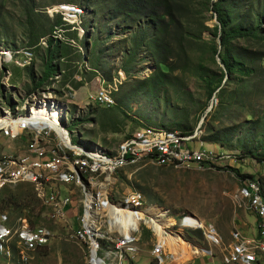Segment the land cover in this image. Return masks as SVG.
Wrapping results in <instances>:
<instances>
[{
	"label": "rangeland",
	"instance_id": "rangeland-1",
	"mask_svg": "<svg viewBox=\"0 0 264 264\" xmlns=\"http://www.w3.org/2000/svg\"><path fill=\"white\" fill-rule=\"evenodd\" d=\"M86 1L88 10L78 0L0 1V121L9 113L16 118L30 114L32 107L58 108L63 116L61 127L74 146L69 148L75 149L71 158L56 148L27 147L25 141L7 143V138L0 137V171H11L14 160L24 153L32 160L41 156L43 161L56 164L53 167L43 162L42 172L51 192L40 195L33 185L15 180L0 186V203L11 197V202L17 204L0 213V220L13 229L7 249L0 251V264H86L87 249L76 237L85 188L74 172L88 178V189L95 194L105 193L110 202L124 208L136 206L140 219H148L146 215L152 214L153 207L165 212L167 228L178 246L169 247L167 242L175 243L173 238L165 244L150 225L141 223L137 228L143 227L139 242L120 250L118 261L127 258L125 264H264V230L260 233V223L264 229V160L245 156L248 152L264 155V124L258 123L264 118V93L258 96V92H249L256 81L259 91H264V74L243 78L247 81L242 107L241 86L235 78L226 82L225 75L216 91L222 88L229 102L217 109L215 93L208 100L209 88L201 75L206 72L218 76L222 65L207 46L196 45L187 63L178 64V70L163 76L165 83L155 81L150 90L142 79L160 75L154 71L150 55L140 51L127 62L134 26L122 33V16L111 14L109 3ZM29 6L35 13L31 21L38 26H47L58 15L67 18V24L58 25L30 45L32 29L25 12ZM206 16L205 24L212 29L217 24L215 16L211 11ZM72 24L82 30L81 36ZM58 29L68 33L61 35V44L70 41L72 45H67L68 55L55 58L56 72H71L73 79L77 76L82 84L78 89L72 87L74 91L61 89L59 81L63 76H56L54 82L45 77L56 74L55 69L45 70V63L46 43ZM203 39L218 44L220 52L218 37L211 30L203 32ZM239 44L255 47L251 41L239 40ZM127 66L129 71L125 70ZM95 89L101 99L112 103L109 108L87 99ZM31 91L35 92L30 94ZM135 129L155 136H188L196 132V143L212 150L216 157L203 163L162 160L150 154L122 159L123 148L117 145ZM34 150H38L37 154H33ZM90 151H102L116 163L95 172L96 164L87 154ZM236 170L252 175V193L244 181L241 183ZM66 192L76 201L74 213L61 202V194ZM133 198H139L140 205ZM260 206L263 211H258ZM102 211L107 215L104 206ZM28 213H38L35 224L26 217ZM20 218H27L35 229L54 232L55 236L35 250L20 246L14 234ZM106 221L104 217L103 228ZM137 229L131 230L129 238L138 234ZM193 230H201L202 238L192 234L190 243L184 234ZM128 256L135 260L130 261Z\"/></svg>",
	"mask_w": 264,
	"mask_h": 264
},
{
	"label": "trees",
	"instance_id": "trees-1",
	"mask_svg": "<svg viewBox=\"0 0 264 264\" xmlns=\"http://www.w3.org/2000/svg\"><path fill=\"white\" fill-rule=\"evenodd\" d=\"M105 1L110 4L109 12L111 14L122 16V22L120 23V25L123 26L121 28L122 33L130 31L132 26L136 29L135 31H130V50L127 52V62L133 61L135 54L140 51L147 52L152 58L154 62V71L159 72L160 75L156 77L148 75L142 79V83L150 90L154 88L157 82L165 83L166 80L164 79V75L168 72L178 70L180 68L178 64L187 63L190 57L189 52L194 50L196 45L207 46L211 50L213 57L216 55L222 65V69H220V74L218 76L209 75L206 72L201 75V78L209 88L207 91L208 100L212 98L215 93V98L218 100L216 105L217 109L226 107L229 102L227 98L223 97L222 88L218 92L216 91L220 87L225 75L227 76L226 82H230L232 78H235L237 85L239 84V86H241L240 95L242 103H240V106L242 107L244 105L242 96L245 92L244 81H247L243 80V78L250 77L252 79L256 77V75L264 74V0ZM78 3H80L85 10H88V2L86 0H78ZM32 8L33 7L29 6L25 10L28 16L26 21L29 23L30 29H32V31H30L32 34L29 40L30 45L36 44L40 37V39H42V36L52 32L58 25L67 24L64 22L67 18L58 15L55 16L54 21L47 26H38V23L34 24L31 21L32 16L35 15ZM210 11L214 14L217 21V24H215L212 29L205 24L208 18L206 14ZM75 24H72L73 28H76L78 30V36H81L82 30L74 26ZM37 26L38 28L36 29ZM66 29L67 28H64V30ZM207 30H211L212 35L218 37L219 46L221 48L220 52L217 50L218 44L207 42L203 39V32ZM54 34L56 35L49 37V42L46 43L48 58L46 59L45 70L48 68L55 69L54 71L56 72L58 67L54 64L55 58L59 59L64 55H68L67 45L61 44L64 39L61 35L65 37L68 36V33H62V31L58 29ZM111 34L112 33H110L109 36ZM239 40L251 41L255 47L258 46L260 48L250 47L249 45L248 47L242 46L239 44ZM82 57H84V55ZM125 70L129 71L130 68L127 66ZM56 76H63L59 84L60 87H64V85L69 82L68 80L73 77V73L69 72L65 75L64 71L63 75H61V73L56 72L52 78L45 75L46 79L52 82H54L53 80ZM263 78L264 77H262V79ZM254 83L256 84L255 87L249 89V92H258V96L263 94L264 91H259L258 82L256 81ZM70 84L74 89H78L82 83L72 78ZM35 91H31L30 94ZM59 92L62 93V91ZM248 117H250V115H248ZM74 119L76 120L78 118ZM80 119V121L83 120L82 118ZM258 123L264 124V118L258 121ZM181 132V134H187L184 131ZM188 133H191V131ZM82 155L84 154L82 153ZM69 156L72 158V155L69 154ZM245 156L256 158L259 161L264 160V155L260 156L256 152H248ZM92 162L95 164L99 163L97 160L94 162L93 159ZM236 173L241 179H254L252 175L239 174L237 170ZM11 201V197H6L1 200L0 213L3 212L7 206H17V204ZM25 207H27V205ZM26 215L25 216L28 217L33 224L38 220V213L35 215L28 213ZM31 216L34 218H31ZM262 227L260 226L261 232L264 230ZM144 234H147L146 230ZM192 234L196 235L198 239L202 238L201 230L185 231L184 238L190 243H192Z\"/></svg>",
	"mask_w": 264,
	"mask_h": 264
},
{
	"label": "bare ground",
	"instance_id": "bare-ground-1",
	"mask_svg": "<svg viewBox=\"0 0 264 264\" xmlns=\"http://www.w3.org/2000/svg\"><path fill=\"white\" fill-rule=\"evenodd\" d=\"M77 93L78 90H75V95H77ZM97 96L99 97L98 92H97ZM110 105H112V103L110 104L109 102V107ZM62 117H63L62 111L60 109L51 108L49 106L45 107L42 105L41 108L32 107L30 114L27 113L17 118L15 117L14 113H9L3 120L0 121V126L1 125L16 126V124H21V125L50 124L53 127L56 126L57 128H59L62 138L65 141L69 142V145H71V147H74L73 144L70 143L69 141L70 139L68 134L65 133L66 130L64 131L65 128L61 127L60 122L62 120ZM152 136H155V134ZM37 152L38 150H34L33 154L34 153L37 154ZM89 153L92 159L104 158V160H98L99 163L96 164V170L94 169L95 172H98L99 169L101 168L107 169L108 164L116 163L115 161H112L106 154L102 153V151L101 152L90 151L87 154ZM22 160H32V159L28 157L27 153L21 154L13 162L15 164V168H13L11 171L9 170H7L6 172L0 171V186L4 184V181H13V180L22 181L24 183L33 185L35 190L38 192V194L40 195L44 194L46 191L45 188L47 187V181H46L47 178L44 175L37 176L36 174H29L34 172H41V174H43L42 171L44 168V164L42 157L40 156L39 159H37L36 161H27V167H18L21 164ZM77 176H78V172H77ZM65 181H67V178H65ZM243 181L244 179H241V183ZM81 185L83 186V188H85L84 209H83V213L78 217L80 225H79V229L76 230V237L79 241L83 243V245L87 249V255L85 258L86 264H125V260L127 258H124L122 261H118L119 252L120 250L125 249L126 246L137 245V243L141 238L140 234L143 230V227L141 229H137L140 228L141 223H144L145 225L147 224L150 225L152 227L151 230H154L155 233H158L163 238L165 244L166 241H169L170 238H173V236L169 232V229L167 228L169 224L165 221V216H164L165 212L163 210L153 207L154 209L153 211L150 208L152 214L146 215L148 219L144 217L140 219L139 218L140 213L136 210V206H129L127 208H124L110 201L109 203L105 202V193H101L99 195L89 190L88 178H87L88 188L86 189L83 183ZM253 185H252V191L254 189ZM50 192H51V188H50ZM254 198H255L254 200L260 201V198L259 199L258 197H254ZM137 205H140V200H139V204ZM103 206L104 209H107V215H103V211H102ZM74 209H73V213H74ZM162 212H164L163 215H161ZM104 217L107 218V221L104 222V228H103ZM31 229H35L32 226L31 222L27 218H20V220L17 222L16 226L14 227L16 243L27 249L35 250L38 247L45 246L50 242L48 241V242H39V243H27L28 242L27 234H31ZM133 229L135 230L137 229L138 234H136L132 238H129V233ZM36 230L41 231L43 233H49L45 229H36ZM260 233H261V229H260ZM12 234H13V229H11L7 224H5L0 220V251H4L5 249H7L9 245V239ZM125 235L128 236V238L125 237ZM138 236L139 238H137ZM173 239L176 244L173 241H169L167 243L169 247L172 246L173 248H176L178 246L176 242L177 240L175 238ZM129 260L133 261L131 260L130 257Z\"/></svg>",
	"mask_w": 264,
	"mask_h": 264
},
{
	"label": "built area",
	"instance_id": "built-area-1",
	"mask_svg": "<svg viewBox=\"0 0 264 264\" xmlns=\"http://www.w3.org/2000/svg\"><path fill=\"white\" fill-rule=\"evenodd\" d=\"M69 44L70 41L67 43V45ZM74 78L79 80L76 75H74ZM65 88L67 91H74L69 83H66L64 87H61L62 90ZM62 90H58V92ZM87 99L93 100L102 107L109 108V102L100 99L97 96L96 89L93 91V93L88 94ZM196 136V132L189 136H152L135 129L126 135L117 146L123 148V155L120 158H133L143 154H150L157 156L162 160H182L198 163L212 162V160H214L216 157L215 153L209 148H202L201 145L197 144ZM0 137L7 138V143L10 141H25L27 143V147L56 148L59 149V151H63L67 154H72L74 152V148H69V142L62 138L60 129L57 127H50L42 124H16V126L1 125ZM95 160H104V158H93V161ZM27 161L36 160H22L18 167H27ZM43 162L44 164H48V161ZM48 166L56 167V164H48ZM29 174H36L37 176L44 175L41 174V172ZM74 175H76L78 180L84 181V186L87 189V178L84 176H77V172H74ZM244 182L247 184L248 190L252 192V185L254 181H250V178H244ZM45 189L46 191L50 192V184H48ZM133 200L136 204H139V198H133ZM105 201L109 203L108 195H105ZM61 202L67 203V206L71 208L72 212L76 207L75 200L70 198L67 193L64 195L61 194ZM258 211H263V207L260 206ZM256 223H260V221L256 219ZM260 225L261 227L263 226L262 223H260ZM27 235V243L48 242L53 236H55L54 232L43 233L36 229H31V234ZM130 258L131 260H135L134 257Z\"/></svg>",
	"mask_w": 264,
	"mask_h": 264
}]
</instances>
